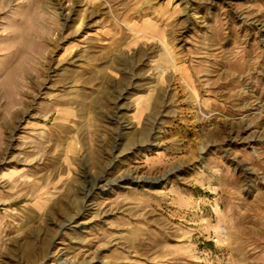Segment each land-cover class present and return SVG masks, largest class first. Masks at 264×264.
I'll return each mask as SVG.
<instances>
[{"label": "rangeland", "instance_id": "obj_1", "mask_svg": "<svg viewBox=\"0 0 264 264\" xmlns=\"http://www.w3.org/2000/svg\"><path fill=\"white\" fill-rule=\"evenodd\" d=\"M0 264H264V0H0Z\"/></svg>", "mask_w": 264, "mask_h": 264}]
</instances>
